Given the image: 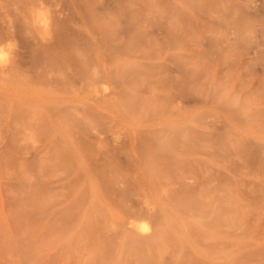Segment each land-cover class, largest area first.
I'll list each match as a JSON object with an SVG mask.
<instances>
[{
    "label": "rangeland",
    "instance_id": "obj_1",
    "mask_svg": "<svg viewBox=\"0 0 264 264\" xmlns=\"http://www.w3.org/2000/svg\"><path fill=\"white\" fill-rule=\"evenodd\" d=\"M0 264H264V0H0Z\"/></svg>",
    "mask_w": 264,
    "mask_h": 264
}]
</instances>
